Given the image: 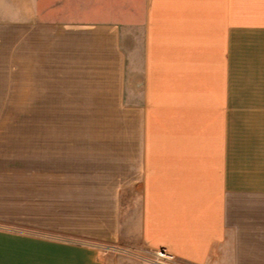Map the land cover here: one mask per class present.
Wrapping results in <instances>:
<instances>
[{"label": "crops", "instance_id": "0c3cea01", "mask_svg": "<svg viewBox=\"0 0 264 264\" xmlns=\"http://www.w3.org/2000/svg\"><path fill=\"white\" fill-rule=\"evenodd\" d=\"M18 82L41 129L0 148V264H106L135 188L145 247L264 264V0H0Z\"/></svg>", "mask_w": 264, "mask_h": 264}, {"label": "rangeland", "instance_id": "374dc122", "mask_svg": "<svg viewBox=\"0 0 264 264\" xmlns=\"http://www.w3.org/2000/svg\"><path fill=\"white\" fill-rule=\"evenodd\" d=\"M138 59L136 63L141 66V56ZM14 86L12 89L0 90V148L3 152H8L10 147L17 148L18 155L24 156L27 139H32L33 135L35 143L41 129L40 122L30 121L28 115L41 113V107L26 105L24 82ZM130 88L137 89V74L131 77ZM37 146L35 144L33 147L36 149ZM139 192L135 188L130 199L124 202L125 215L119 241L116 244L105 241L98 243L103 247V260L106 264H143L152 257L153 251L145 247L141 240ZM0 226L10 227L11 224L0 221Z\"/></svg>", "mask_w": 264, "mask_h": 264}, {"label": "built area", "instance_id": "2783aa9c", "mask_svg": "<svg viewBox=\"0 0 264 264\" xmlns=\"http://www.w3.org/2000/svg\"><path fill=\"white\" fill-rule=\"evenodd\" d=\"M152 257L143 264H177L175 257L165 249L152 250Z\"/></svg>", "mask_w": 264, "mask_h": 264}]
</instances>
